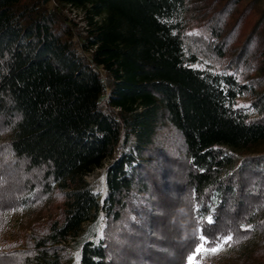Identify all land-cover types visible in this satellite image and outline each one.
<instances>
[{
	"label": "trees",
	"instance_id": "16d2710c",
	"mask_svg": "<svg viewBox=\"0 0 264 264\" xmlns=\"http://www.w3.org/2000/svg\"><path fill=\"white\" fill-rule=\"evenodd\" d=\"M187 1L0 0L7 151L40 173L42 194L64 198L62 219L26 243L23 263L69 264L64 244L100 216L103 237L83 242L79 264H183L201 231L235 240L264 227V76L239 81L264 68V0H207L194 43ZM64 7L84 12V36ZM200 56L205 68L194 67ZM165 124L182 141L191 211L172 229L173 261L158 231L179 204L153 163ZM107 160L100 199L84 177Z\"/></svg>",
	"mask_w": 264,
	"mask_h": 264
},
{
	"label": "rangeland",
	"instance_id": "374dc122",
	"mask_svg": "<svg viewBox=\"0 0 264 264\" xmlns=\"http://www.w3.org/2000/svg\"><path fill=\"white\" fill-rule=\"evenodd\" d=\"M206 3L209 4L207 0L187 1L186 33L190 36L192 43L194 40H200V35L204 31ZM62 15L76 29L77 34L85 35L87 26L82 10L64 7ZM249 26V23L243 24V30L246 31ZM200 59L201 61H198L194 67L205 68L209 65L210 62L206 58L200 56ZM263 76L264 68H257L240 75L239 81L247 83L252 79H261ZM255 88V91L261 90L258 85H255ZM249 101L250 98L242 97L239 103L247 104ZM6 133L7 130L0 124V264H25L23 261L26 243L46 232L53 222L62 219L64 198L55 189L49 194H42L40 173L27 172L23 164L10 157L7 151ZM130 141L133 143L134 139L130 138ZM234 153L241 157L246 154V151H235ZM153 159L155 160L153 163H156L166 173L164 183L162 182L161 185L170 186L179 204H177V209L173 205L167 210L166 218L171 217L170 223L164 224L165 229L158 231L162 238L165 236L163 238L165 242L162 243L165 245L163 251H168L167 255H171L173 261L176 259L178 245L170 243L174 233L172 229L183 231L190 220L191 211L183 191L184 148L179 135L169 125L165 124L159 132ZM109 162L110 160H107L101 168L95 169L84 177L86 185L100 199L104 198L107 191L105 169ZM29 187L35 188V191H27ZM139 198L143 199L142 196ZM131 220L136 222L134 216H131ZM104 224L105 221L101 219V216L95 222L85 223L79 236L70 238L64 244V252L69 264H79L80 250L85 240H96L103 237ZM237 235L238 243H232L231 247L225 246L223 251L205 256L203 260L196 256L193 264L197 262L199 264H256L264 261V227L260 228L256 235L251 232ZM183 264H188L187 258Z\"/></svg>",
	"mask_w": 264,
	"mask_h": 264
},
{
	"label": "snow or ice",
	"instance_id": "6c2138e0",
	"mask_svg": "<svg viewBox=\"0 0 264 264\" xmlns=\"http://www.w3.org/2000/svg\"><path fill=\"white\" fill-rule=\"evenodd\" d=\"M207 222H213L211 216L207 218ZM241 227L244 226L241 225ZM195 239L196 246L194 248V251H192L187 257L188 264H193L196 256H199L200 259L203 260L205 256L215 255L218 252L223 251L225 249V246L231 247L232 243L239 242L238 239L234 241L233 235L231 233L227 235L221 234L219 236L210 238L206 237L202 231L195 237ZM197 264H199V262H197Z\"/></svg>",
	"mask_w": 264,
	"mask_h": 264
}]
</instances>
